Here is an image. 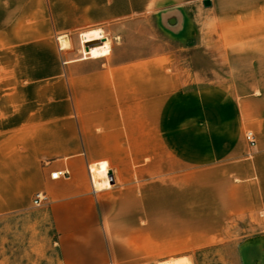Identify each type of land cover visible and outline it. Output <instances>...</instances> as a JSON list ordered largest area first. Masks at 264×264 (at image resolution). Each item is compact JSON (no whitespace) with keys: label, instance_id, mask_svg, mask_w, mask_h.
<instances>
[{"label":"crops","instance_id":"crops-1","mask_svg":"<svg viewBox=\"0 0 264 264\" xmlns=\"http://www.w3.org/2000/svg\"><path fill=\"white\" fill-rule=\"evenodd\" d=\"M203 1L207 32L170 0L148 14L212 52ZM139 2L0 0V216L43 193L58 264H152L264 218V68L203 84L168 49L131 56L117 41ZM227 14L222 41L264 39V18L253 31Z\"/></svg>","mask_w":264,"mask_h":264},{"label":"rangeland","instance_id":"rangeland-1","mask_svg":"<svg viewBox=\"0 0 264 264\" xmlns=\"http://www.w3.org/2000/svg\"><path fill=\"white\" fill-rule=\"evenodd\" d=\"M139 1L143 9L137 14V23L123 26L122 38L117 41L131 56H145L160 48L168 49L177 53L181 67L192 78L195 71L196 79L203 84L229 78V68H236L237 71L240 68H264V39H257L254 34L249 36L255 40L225 43L222 41L225 31L221 29L218 20L220 16L225 17L227 13L229 16L231 12L235 20L239 19L236 21L250 23L248 28L256 31L259 16L264 18V10L258 9L260 5L264 6L263 0H213L212 52L208 49L211 44L209 40H205L202 45L197 39L179 42L169 37L158 16L148 14L152 9L149 8L150 2L162 0ZM170 2L186 8L190 17L198 19L199 27H204V32L208 31L210 11L202 7V0ZM230 3L247 4L249 7L231 10ZM110 50L111 45L99 51L98 56H107ZM55 241L51 219L43 205L35 207L32 202L23 211L0 216V264H58ZM201 245L192 247L187 241L185 248L158 256L152 264L175 260H184L186 264H264V218L234 220L229 224L227 232L219 234L213 241H202Z\"/></svg>","mask_w":264,"mask_h":264},{"label":"built area","instance_id":"built-area-1","mask_svg":"<svg viewBox=\"0 0 264 264\" xmlns=\"http://www.w3.org/2000/svg\"><path fill=\"white\" fill-rule=\"evenodd\" d=\"M245 142L249 146V148H254L255 147V136L251 131H247L244 135ZM69 177V173L67 171H58L53 174H51L52 179H57V178H65L67 179ZM47 202V198L43 193H37L34 196L33 199V205L35 207H40L44 205Z\"/></svg>","mask_w":264,"mask_h":264},{"label":"bare ground","instance_id":"bare-ground-1","mask_svg":"<svg viewBox=\"0 0 264 264\" xmlns=\"http://www.w3.org/2000/svg\"><path fill=\"white\" fill-rule=\"evenodd\" d=\"M64 46H65L64 48H66L68 46V43L66 42L64 44ZM163 264H186V263H184V260H175V261H172V262H169V263H163Z\"/></svg>","mask_w":264,"mask_h":264},{"label":"water","instance_id":"water-1","mask_svg":"<svg viewBox=\"0 0 264 264\" xmlns=\"http://www.w3.org/2000/svg\"><path fill=\"white\" fill-rule=\"evenodd\" d=\"M210 5H211V3H210L208 0L203 1V6H204V7L207 8V7H210ZM89 46H93V45H86V51H88Z\"/></svg>","mask_w":264,"mask_h":264}]
</instances>
